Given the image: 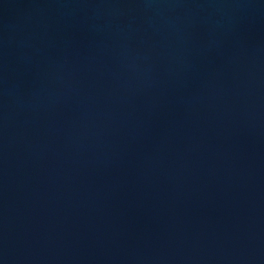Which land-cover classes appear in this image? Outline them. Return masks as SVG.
Listing matches in <instances>:
<instances>
[{
	"label": "water",
	"instance_id": "1",
	"mask_svg": "<svg viewBox=\"0 0 264 264\" xmlns=\"http://www.w3.org/2000/svg\"><path fill=\"white\" fill-rule=\"evenodd\" d=\"M0 264H264V0H0Z\"/></svg>",
	"mask_w": 264,
	"mask_h": 264
}]
</instances>
